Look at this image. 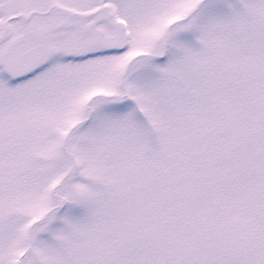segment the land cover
Masks as SVG:
<instances>
[{
    "label": "snow or ice",
    "instance_id": "6c2138e0",
    "mask_svg": "<svg viewBox=\"0 0 264 264\" xmlns=\"http://www.w3.org/2000/svg\"><path fill=\"white\" fill-rule=\"evenodd\" d=\"M0 264H264V0H0Z\"/></svg>",
    "mask_w": 264,
    "mask_h": 264
}]
</instances>
